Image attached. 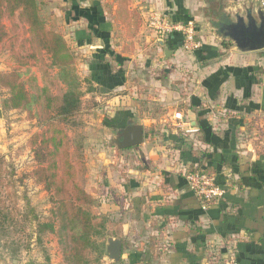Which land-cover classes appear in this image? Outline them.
<instances>
[{
    "label": "crops",
    "instance_id": "1",
    "mask_svg": "<svg viewBox=\"0 0 264 264\" xmlns=\"http://www.w3.org/2000/svg\"><path fill=\"white\" fill-rule=\"evenodd\" d=\"M67 1L66 21L80 24L81 73L93 81L86 95L105 106L114 138L108 151L83 150L106 239L121 241L120 259L107 261L224 264L233 247L239 264H264L263 50L240 53L213 28L249 0H131L142 21L129 39L102 0ZM152 10L194 22L202 46L187 51L180 33L157 36L146 26ZM130 119L143 125V142L118 149ZM3 131L0 107V138ZM198 164L224 189L206 209L184 177Z\"/></svg>",
    "mask_w": 264,
    "mask_h": 264
},
{
    "label": "trees",
    "instance_id": "2",
    "mask_svg": "<svg viewBox=\"0 0 264 264\" xmlns=\"http://www.w3.org/2000/svg\"><path fill=\"white\" fill-rule=\"evenodd\" d=\"M113 12L125 37L133 38L141 24L139 11L130 7L129 0H116ZM4 19L10 22L9 28ZM18 23L26 26L27 36L22 39L16 34ZM7 41L15 63L19 67L34 65L39 73L0 72V89L6 90L0 102L2 112L24 111L39 128L28 139L34 161L31 176L51 193L54 203V220L39 224V231L55 234L62 264H89L91 250L99 251L97 260L106 253L108 218L96 209L95 198L81 185L86 170L83 141L71 138L66 125L84 103L88 102V110L97 105L93 98L84 100L94 89L93 81L77 74L72 50L59 32L46 26L37 0H0V47ZM44 54L51 63L45 62ZM49 67L56 71L50 72ZM196 169L208 172L201 164L189 170Z\"/></svg>",
    "mask_w": 264,
    "mask_h": 264
},
{
    "label": "rangeland",
    "instance_id": "3",
    "mask_svg": "<svg viewBox=\"0 0 264 264\" xmlns=\"http://www.w3.org/2000/svg\"><path fill=\"white\" fill-rule=\"evenodd\" d=\"M37 1L40 15L46 26L63 36L74 54L77 74L80 78H84L81 73L83 67L80 65L84 58L79 55L80 51L76 43L77 28L80 24L73 23L70 18V21L65 19V12L70 7L69 1ZM75 1L80 2L81 0ZM102 2L106 11L109 14L113 13L114 16L116 0H102ZM129 5L133 8L131 0H129ZM4 23L8 28L10 27L8 20L4 19ZM16 34L19 39L27 36L26 26L18 23ZM262 53L264 55V49ZM44 60L47 64L51 63V58L47 54H44ZM11 70H20L23 73L29 70L30 73L33 72L39 76L36 66L19 67L15 63L7 41L0 47V72ZM49 71L54 73L56 69L49 67ZM26 78L27 74H24L22 79ZM5 94L6 90L0 89V102ZM90 99L88 96L84 97V100ZM94 102L97 105L89 110L87 109L88 102L84 103L82 110L66 125V129L71 138L82 139L83 150L88 149L89 146L93 147L94 144H101L108 151V147L113 145L114 138L105 128L104 121L107 118V111L105 106H99L95 100ZM2 113L4 131L0 138V264H62V249L55 234L49 231L41 233L39 231V224L54 220L52 214L54 203L51 193L31 176L34 161L28 146V139L39 129L38 124L34 119H28L24 111L9 110ZM112 151L113 149L109 152ZM85 156L83 151L84 163ZM80 182L85 190L90 186L86 170L80 177ZM98 240L102 242L100 238ZM98 254L99 251L91 250L89 264H112L107 261L105 255L97 260Z\"/></svg>",
    "mask_w": 264,
    "mask_h": 264
},
{
    "label": "water",
    "instance_id": "4",
    "mask_svg": "<svg viewBox=\"0 0 264 264\" xmlns=\"http://www.w3.org/2000/svg\"><path fill=\"white\" fill-rule=\"evenodd\" d=\"M217 20L219 27H213L214 32L222 41H228L240 53L264 49V8L254 5L250 0L234 9L224 11ZM168 56V49H165ZM143 125L127 120L114 140L118 149L137 148L143 142ZM106 255L113 262L121 256V241L118 238L107 237Z\"/></svg>",
    "mask_w": 264,
    "mask_h": 264
},
{
    "label": "built area",
    "instance_id": "5",
    "mask_svg": "<svg viewBox=\"0 0 264 264\" xmlns=\"http://www.w3.org/2000/svg\"><path fill=\"white\" fill-rule=\"evenodd\" d=\"M251 1L264 8V0ZM146 26L161 37H166L171 33H180L182 47L187 51H195L202 46V39L197 33L194 22L181 23L172 20L163 12L152 10L146 17ZM176 117L179 118L180 114H177ZM184 177L189 189L199 200L202 209H206L209 204L217 201L224 194V189L215 183L214 175L210 172L186 169ZM224 264H239L235 248H229Z\"/></svg>",
    "mask_w": 264,
    "mask_h": 264
},
{
    "label": "flooded vegetation",
    "instance_id": "6",
    "mask_svg": "<svg viewBox=\"0 0 264 264\" xmlns=\"http://www.w3.org/2000/svg\"><path fill=\"white\" fill-rule=\"evenodd\" d=\"M217 20H219V19H217ZM214 24H215V27H219L220 26V24L218 23V21L215 22Z\"/></svg>",
    "mask_w": 264,
    "mask_h": 264
}]
</instances>
